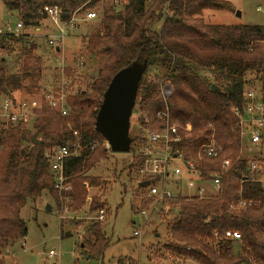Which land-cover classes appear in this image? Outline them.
<instances>
[{"label": "trees", "instance_id": "trees-1", "mask_svg": "<svg viewBox=\"0 0 264 264\" xmlns=\"http://www.w3.org/2000/svg\"><path fill=\"white\" fill-rule=\"evenodd\" d=\"M88 1L0 3L15 12L26 29L37 27L46 18V6H57L62 14L70 15L99 2L90 0L85 5ZM231 9L222 0H127L119 9L104 3L94 28L82 38L87 60L95 64L98 61V65L85 88L68 95V115L61 117L44 107L34 112L30 128L19 123L0 132V264H6L9 247L27 235L20 212L28 199L37 200L46 193L61 207L46 152L78 142V152L65 164L71 189L62 195L67 198L64 204L74 216L81 214L86 204L89 214L104 208L100 198L88 197L90 188L104 184L88 172L110 151L95 131L96 115L113 76L132 63L143 61L147 66L135 100L139 131H129L130 152L141 146L149 130L159 127L155 115L165 108L180 134L188 136L176 147L178 151L196 156L198 149L210 140L222 148L218 158L203 159L197 170L200 180L220 174V194L214 199L177 197L169 201L170 211L176 212L165 226V241L154 250L159 256L181 255L198 264H243L250 258L264 262V189L253 181L256 175L248 172L249 163L241 153L239 120L234 113L242 112L246 89L257 83L264 90V26L211 25L200 17L204 10ZM12 44H20L21 60L15 68L9 67L10 61L4 57L14 51ZM36 48L26 33L0 36V98L21 92L28 98L39 92L47 68ZM156 70L162 77L148 76ZM65 77L72 79L68 73ZM166 85L171 93L163 99L161 89ZM73 132L78 136L74 137ZM223 159L230 161L226 171H221ZM140 165V157H134L131 168L136 174ZM239 190L242 198L256 204L231 209L239 199ZM139 203L141 209H147L152 200L139 199ZM226 230L237 231L241 236L237 255L230 253L231 242L214 236ZM85 233L89 239L83 240L80 247L87 250L88 258H100L108 246L105 228L102 223L90 221Z\"/></svg>", "mask_w": 264, "mask_h": 264}, {"label": "rangeland", "instance_id": "rangeland-1", "mask_svg": "<svg viewBox=\"0 0 264 264\" xmlns=\"http://www.w3.org/2000/svg\"><path fill=\"white\" fill-rule=\"evenodd\" d=\"M228 2L232 9L229 10H204L201 19L206 24L211 25H251L264 26V0H222ZM102 4L97 6L100 11ZM100 18V17H99ZM79 24L73 34L66 37L60 43L59 55L54 52L47 44V39L53 37L56 31L53 24L47 19L40 20L37 27L22 29L21 33L28 34L34 43L37 44L36 54L42 58V62L47 70L43 71L41 84L43 87L60 84L63 80L69 82L72 92L78 88H85L86 82L90 80L91 74L97 68V63L87 60L84 51L82 38L89 34L94 28L96 21H83L81 16L76 19ZM17 22H20L15 12H10L0 3V29L9 26L11 30ZM36 29H39L36 31ZM14 51L9 55H4L10 61L9 67L15 68L20 58V44H12ZM85 60L83 69L72 72V68L77 58ZM89 62L91 66L89 67ZM64 74L62 75V72ZM69 71V72H68ZM72 76L68 80L66 74ZM65 75V76H64ZM161 76L156 70L148 76ZM258 87L257 83L253 85ZM40 93V90L39 92ZM37 93V94H38ZM15 98H25L24 92L12 95ZM134 112L130 118V133H138L139 121L138 112L135 105ZM29 128L30 125L28 124ZM264 137V125L258 128ZM32 132V131H31ZM242 156L249 162H260L264 164V141L261 145L251 144L247 136L242 138ZM131 152H112L108 151L106 157L93 166L88 175L99 177L104 184L99 188H90L88 197L100 198L104 203L106 212L105 221L102 226L106 231L108 246L103 255L96 258H88L87 250L80 247L83 240H87L85 228L89 226V219L84 217L91 216L88 213L86 204L81 214L71 215L66 219H59L61 208L46 193L40 199H28L26 205L20 212V217L25 223L27 235L23 240L16 241L9 247V256L5 258L6 264H166L154 250L165 241V226L172 218L170 208L163 209L159 206L154 213L146 211L143 216L139 199L141 189L138 188V177L134 168H131ZM182 195L194 193L182 181ZM163 207V206H162ZM146 217H149L148 221ZM77 223L75 225L74 223ZM92 222V221H91ZM62 224V227L60 226ZM70 233L67 235L66 233ZM138 232L139 236H135ZM54 251L59 256L54 260L46 259V254ZM156 253V254H155ZM230 253L237 255L240 253V244L232 243ZM151 257L148 258V255ZM87 257V258H86ZM151 259V260H149ZM148 260V261H147ZM150 261V263H149ZM154 261V262H153ZM184 264H198L190 258Z\"/></svg>", "mask_w": 264, "mask_h": 264}, {"label": "built area", "instance_id": "built-area-1", "mask_svg": "<svg viewBox=\"0 0 264 264\" xmlns=\"http://www.w3.org/2000/svg\"><path fill=\"white\" fill-rule=\"evenodd\" d=\"M93 7L87 10L81 8L74 11L67 18H62V12L57 6H46L43 8V13L46 18L53 24L56 31L55 36L47 39L48 46L54 53L60 49V43L70 35L74 30H77L79 22L76 20L81 16L83 21H96L100 17V12L104 3H109L112 8L119 9L126 4L127 0H98ZM90 0L85 4L87 5ZM102 4L100 11L97 6ZM83 5V6H85ZM23 25L17 22L13 30L9 26L5 29H0V36L11 35L17 37L21 34ZM85 66V60L82 57L77 58L76 63L72 68V72L79 71ZM64 71L62 72V75ZM40 93L30 96L28 98L16 99L15 97L3 96L0 98V132L8 129L15 124H29L34 112L46 107L58 113L61 117L68 115L67 98L72 89L69 82L62 81L57 85H49L48 87H40ZM171 93L169 86H163L161 94L163 99L168 97ZM245 104L242 112L235 110V115L238 117L239 130L241 140L243 136H247L251 144L261 145L264 137L259 133L258 128L264 125V90L258 87L246 89L244 93ZM156 120L160 122L159 127L149 130L145 140L141 146L134 152H131L132 159L139 156L141 165L137 171L138 186L141 182L147 181L146 188H141L140 199H150L152 203L147 209H141V214L146 216V211L151 210L154 213L159 206L163 209L170 208L169 201L177 197L185 199H214L220 194V174H210L205 179L198 178L197 170L203 159H216L220 156L222 148L218 146L213 140L209 143L203 144L197 151L196 156L185 155L178 151L176 147L188 138L180 134L178 128L171 123V116L167 108L158 111L155 115ZM147 119H145L146 121ZM73 136L77 137L78 133L73 132ZM104 148L108 151L109 146L106 142L103 143ZM95 146L93 145L91 149ZM78 142L72 143L68 146L58 147L52 151L45 153L47 167L54 179V188L60 196L61 213L59 219H66L70 213L64 202L67 200L62 195L70 191V186L67 183L65 176L66 161L78 152ZM230 165L228 159H223L221 162V171H226ZM248 172L255 174L253 181L260 183L264 189V164L260 162H249ZM182 181L186 182V186L193 190L191 195H182L181 185ZM253 200H246L242 198L239 190V199L236 204L231 205V209H243L255 205ZM163 206V207H162ZM89 221L96 223H103L105 221L106 212L100 209L91 216H84ZM149 217H146L148 221ZM135 236H139L138 232H134ZM214 236L222 241L239 244L241 243V236L237 231L226 230L222 234L214 233ZM220 236V237H218ZM59 255L54 251L46 254V259L54 260ZM151 255H148V258ZM162 260L166 264H184L190 258H183L181 255L164 253ZM151 260V259H149ZM148 261V260H147ZM154 262V261H153ZM150 263V261H149ZM154 264V263H150ZM157 264V263H156ZM243 264H264L255 258H250L247 263Z\"/></svg>", "mask_w": 264, "mask_h": 264}, {"label": "water", "instance_id": "water-1", "mask_svg": "<svg viewBox=\"0 0 264 264\" xmlns=\"http://www.w3.org/2000/svg\"><path fill=\"white\" fill-rule=\"evenodd\" d=\"M67 16V14H62V18H67ZM146 66L145 61L134 62L120 70L113 76L103 94L95 119V131L104 138L112 152H130V118L135 105L138 85ZM212 89L214 88L212 87ZM34 142H36L35 139ZM147 185V181L139 184L141 188H146ZM82 247L83 245H81Z\"/></svg>", "mask_w": 264, "mask_h": 264}, {"label": "crops", "instance_id": "crops-1", "mask_svg": "<svg viewBox=\"0 0 264 264\" xmlns=\"http://www.w3.org/2000/svg\"><path fill=\"white\" fill-rule=\"evenodd\" d=\"M39 30V29H36V31Z\"/></svg>", "mask_w": 264, "mask_h": 264}]
</instances>
